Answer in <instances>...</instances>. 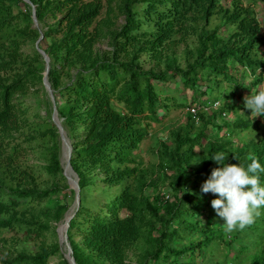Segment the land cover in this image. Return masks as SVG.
Returning <instances> with one entry per match:
<instances>
[{
	"label": "trees",
	"instance_id": "trees-1",
	"mask_svg": "<svg viewBox=\"0 0 264 264\" xmlns=\"http://www.w3.org/2000/svg\"><path fill=\"white\" fill-rule=\"evenodd\" d=\"M29 1L36 6L41 30L33 28L31 6L24 0H0V234L15 235L0 238V264H49L61 252L57 225L76 197L62 182L58 129L50 117L30 124L23 108L30 88L43 84L46 63L37 49L31 56L22 49L41 35L50 41L47 48L39 46L50 58L49 82L79 178L80 206L68 230L76 263L130 264L129 252L135 248L141 250L137 264H197L198 256L211 261L208 254L217 242L228 248L235 243L238 252L213 264H264V207L252 225L232 231L228 243L222 219L216 228L202 223L206 195L211 193L201 192L214 168L246 165L250 156L264 166L260 117L251 119L246 110L245 117L237 116L231 124L222 113L235 116L243 106L212 114L204 109L189 115L167 140H156V163L145 165L138 153L149 135L146 124L159 122L158 111L170 107V100L161 96L160 83L179 80L201 97L210 93L214 99L202 102L203 108L221 100L216 96L220 89L221 96L231 99L248 86L238 79L241 68L249 71L252 87H264V55L259 50L264 30L255 12L264 0H106L107 13L101 20V0ZM216 16L220 25L210 28ZM121 17L124 23L117 27ZM226 26V35H220ZM191 36L197 46L185 50L181 66L177 57L166 53ZM105 39L109 50L100 52L97 45ZM143 56L163 61L164 67L143 69ZM225 83L233 87L230 94L222 88ZM114 102L124 111L116 110ZM209 127H225L233 136L255 129L261 131V139L251 138L243 145L226 135L212 139L206 134ZM26 128L31 129L26 138L45 144V170L51 179L46 186L20 161L21 145L15 141ZM217 153L226 154L223 164L212 160ZM260 180L264 185V173ZM163 183L169 193L160 190ZM99 185L103 201L93 212L92 189ZM48 234L55 241L48 242ZM34 240L39 243L32 251L28 242ZM189 254L191 263L182 262ZM60 257L61 264H69Z\"/></svg>",
	"mask_w": 264,
	"mask_h": 264
},
{
	"label": "rangeland",
	"instance_id": "rangeland-1",
	"mask_svg": "<svg viewBox=\"0 0 264 264\" xmlns=\"http://www.w3.org/2000/svg\"><path fill=\"white\" fill-rule=\"evenodd\" d=\"M86 1L89 2L93 0H86ZM101 1L105 5H104L103 13L98 20L104 19L107 13L106 0H101ZM255 10H256L255 12L258 16V19L260 21V24L262 25V29H263L264 27V1H259L257 6L255 7ZM54 21H55L54 19H51V18L48 19V22L54 23ZM116 23H117L116 24L117 27L122 25L124 23V18L121 17V18L116 19ZM219 25H220V18L216 16L212 19L210 28H216ZM40 27H41L40 25H38L37 27L35 25L33 26V28H38V29H40ZM228 30H229V27L227 26L223 27L220 30L219 34L226 35L227 33L226 31ZM38 41L36 42L28 41L22 49L23 54L26 56L33 55L34 50L37 49ZM49 44H50V41L45 40L43 38L39 42L38 45H41V47L43 48H47ZM196 46H197V39L196 37L191 36L190 38L187 39L186 42L176 43L174 46L171 47V49L167 51L166 54L167 55L173 54L175 57H177L178 63L181 66H184L185 65V50H192L196 48ZM97 50L100 52L109 50L108 40L105 39L103 40V42L99 43L97 45ZM259 50H260V55L261 54L264 55L262 47ZM141 64H142L143 69L145 70H150V69L160 70L161 68L164 67L163 61L159 63L158 61L153 60V58L150 56H143L141 58ZM237 76L240 82L242 81L244 82L245 85H248V86L240 90L239 92H237L236 95H234L232 98L230 97L231 99H226L225 95L221 96L222 94L221 89L219 91H216V96H220L219 97L221 99L220 103L222 104L223 108H226L228 106L237 107L238 105H241L244 107V110L242 109V107H240L239 113L235 114V116L230 115V114L227 115L226 120L229 121L231 124H233L236 121L237 116L245 117L243 116L244 111L248 109H246L244 106V97L251 95V92L264 88L263 86H259L258 88L255 89L254 87L251 86L252 78L249 75V71L246 69V67L241 68ZM64 79H66V77ZM160 84L161 85L159 86V89L162 91L161 96L162 98H168L170 100L168 102L170 107L163 108L158 111L157 115L159 117V122H151V123L146 124L148 125L149 135L147 139L141 144L140 150L138 152L141 155L145 165H152L157 162L156 156L153 154V152L156 150V145H157L156 140L157 139L167 140L170 132L173 129L179 126L185 125L187 123V119L189 117L185 112H186V108L190 107L189 105L194 104L193 106L198 108L197 113H199L200 111L204 110L203 105H201L202 102L209 100V98H211L210 100L214 99L213 95H211L210 93L206 97H201V94H196L192 90L185 89L183 84L179 80H177L176 82L173 81L171 83L168 82V83H164V84L160 83ZM222 88H224L227 94H230L233 90V87L229 86L226 83L224 84ZM172 99L174 100L172 101ZM48 101L51 102V99L43 84H37L30 88L29 94L22 99L23 108L27 109V113L25 117H27L30 124L38 121L39 117H43V118L50 117L52 119L53 104L51 102V105L49 106L47 103ZM178 103L186 104V106L184 108H180ZM113 107L119 112L124 111L123 105L117 102L113 103ZM252 118L254 117L251 116V119ZM260 118L262 119L260 121V125H262L263 127L264 116H260ZM224 121L220 122V124H222ZM208 129L209 130H207L206 134L208 137H211L212 139L226 135V136L231 137L234 142L239 143L241 145L247 143L251 138H255L256 141H260L261 139V131L255 130V129L249 130L247 132H242L236 136L231 135L230 131L226 129L225 127H223L221 130L213 128V127H209ZM30 131H31L30 128H26L25 130L22 131V134L19 135L15 141L17 145H21L20 147H21L22 152H21L20 161L23 164L24 168L30 171L42 186H46L50 182L51 179L45 170V165L47 163L46 156H45L46 154L44 150L45 144H43L40 141H32V139L26 138L27 136H30L29 134ZM60 142H61V139H60ZM204 143H206V141H204ZM61 155H62V146H61ZM62 182L68 184V181L66 178ZM100 187L101 185L94 186L92 189V197H93L94 203L91 205L89 204V208L93 212H96L95 206L96 205L99 206L101 204V201H103V197H101V194H100ZM167 187H168V184L163 183L160 186V190L164 192L167 191L169 193L170 190L167 189ZM149 195L150 196L153 195L152 190L149 191ZM212 197H213L212 193L206 195L208 203L205 209L207 213L205 214V218H202L203 219L202 223L216 228V227H220L221 218L217 215L216 211L211 206V201L213 200ZM76 203L77 202H76V197H75L74 201H72V206L69 209L66 219L69 218V215H70L69 213H71L72 210L75 209L76 211L77 209L75 208L77 207L75 206ZM65 222L66 220L62 222V225ZM222 222L224 223L223 220ZM14 237L15 235L13 233L3 232L2 234H0V238L13 239ZM75 239L78 242L81 241V238L79 236H76ZM231 239H232L231 232L226 231L227 242L231 243L230 242ZM250 240H252V237H247L246 241H250ZM47 241L53 242L55 241V237L52 236L51 234H48ZM142 241L143 240H141L139 243H141ZM38 243L39 241H36V240L28 242L29 249L32 251H35ZM237 252H238V245L235 243H231L228 248L223 243L215 242L213 243L211 252L208 254L209 256H211V261H209L210 259L208 257L198 256L197 264H213L214 261L225 262L227 257L232 258L233 255L236 254ZM250 252L251 250L249 251V253ZM3 253H7V251L4 250ZM64 253L65 252L61 250L60 254L52 257L49 260V264H61L62 259L60 256L62 255L64 257ZM140 254H141V250L133 248V250L129 252L130 264H137L138 256H140ZM245 256L246 255H244L242 258H245ZM181 261L184 263H191L192 256H190L189 254V256L181 259ZM238 264H244V261L243 260L239 261Z\"/></svg>",
	"mask_w": 264,
	"mask_h": 264
},
{
	"label": "clouds",
	"instance_id": "clouds-1",
	"mask_svg": "<svg viewBox=\"0 0 264 264\" xmlns=\"http://www.w3.org/2000/svg\"><path fill=\"white\" fill-rule=\"evenodd\" d=\"M216 103H220V100L212 101V104L204 109L209 108L210 110H207L209 114L214 111L220 112L223 109L222 104L220 103V107L215 110ZM244 106L250 111L254 120L264 116V88L245 96ZM227 115L226 112L222 113L224 120ZM225 159V153H217L212 158L219 164H223ZM247 159L250 162L246 165L225 164L223 167L214 168L208 179L201 185L202 193H212L219 197L211 201V206L224 221L223 227L228 232L236 229L243 230L252 225L256 217L260 215L259 210L264 207V185L260 180V174L264 173V166L257 157L250 156Z\"/></svg>",
	"mask_w": 264,
	"mask_h": 264
},
{
	"label": "water",
	"instance_id": "water-1",
	"mask_svg": "<svg viewBox=\"0 0 264 264\" xmlns=\"http://www.w3.org/2000/svg\"><path fill=\"white\" fill-rule=\"evenodd\" d=\"M27 4L31 6V11H32V20L34 25L37 27L39 25L37 17H36V6H34L29 0H24ZM43 39V35H41L40 40L37 42V50L38 52L42 55L46 67L45 71L43 73V85L48 92V95L50 96L51 102L53 104V116H52V122L55 124L56 128L58 129L60 139H61V146H62V155H61V166L63 168V175L68 181L69 187L75 191L76 194V205L77 208L76 211L78 210L80 206V188H79V178L76 172L73 170L72 165H71V158H72V146L70 144V141L66 135L65 129L62 125V120L59 117L56 101H55V96H54V91L51 87V84L49 82V71H50V58L49 56L45 53L44 50H42L39 47V42ZM75 213L70 216L68 219H66V216L68 212L66 213L64 220L66 222L62 225L61 221L59 225L57 226L56 232L58 235L59 239V244L61 247V250L64 251V257L68 261L69 264H77L75 261V258L73 256V250L71 247V244L69 242L68 238V230L70 227V222L74 218Z\"/></svg>",
	"mask_w": 264,
	"mask_h": 264
},
{
	"label": "built area",
	"instance_id": "built-area-1",
	"mask_svg": "<svg viewBox=\"0 0 264 264\" xmlns=\"http://www.w3.org/2000/svg\"><path fill=\"white\" fill-rule=\"evenodd\" d=\"M263 53H264V48H263ZM220 107V103H216L215 105H214V109L215 110H217L218 108ZM205 110L207 111V110H209V108H205ZM197 112H198V108H196V107H194V106H191V107H188L187 109H186V114L189 116V115H194V116H196L197 115ZM224 116H225V114H224ZM169 198V196H166V199H168Z\"/></svg>",
	"mask_w": 264,
	"mask_h": 264
},
{
	"label": "bare ground",
	"instance_id": "bare-ground-1",
	"mask_svg": "<svg viewBox=\"0 0 264 264\" xmlns=\"http://www.w3.org/2000/svg\"><path fill=\"white\" fill-rule=\"evenodd\" d=\"M74 212H75V209L74 210H72V212L71 213H69L70 215H69V217L70 216H72L73 214H74Z\"/></svg>",
	"mask_w": 264,
	"mask_h": 264
},
{
	"label": "crops",
	"instance_id": "crops-1",
	"mask_svg": "<svg viewBox=\"0 0 264 264\" xmlns=\"http://www.w3.org/2000/svg\"><path fill=\"white\" fill-rule=\"evenodd\" d=\"M263 29H264V27H263Z\"/></svg>",
	"mask_w": 264,
	"mask_h": 264
}]
</instances>
